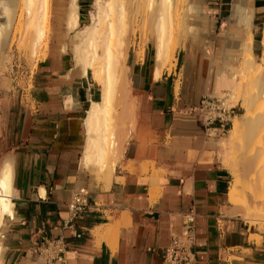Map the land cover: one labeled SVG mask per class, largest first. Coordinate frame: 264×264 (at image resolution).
Wrapping results in <instances>:
<instances>
[{
    "label": "crops",
    "instance_id": "1",
    "mask_svg": "<svg viewBox=\"0 0 264 264\" xmlns=\"http://www.w3.org/2000/svg\"><path fill=\"white\" fill-rule=\"evenodd\" d=\"M77 1L81 16L88 0ZM192 2L203 23L210 15L218 26L206 43L195 41L199 65L193 68L207 58V77L198 85L190 70L184 75L192 42L159 78L147 51L142 58L126 55L135 122H125L135 129L107 173L83 163L85 118L102 93L91 71L83 74L68 57L50 56L24 79L15 61L6 68L5 60L0 164L6 158L12 163L15 193L13 217H4L0 235V264H46L37 249L43 239L56 237L65 242L67 264H162L163 248L181 234L188 212L195 216L194 264H264V225L248 224L228 198L232 173L224 144L231 125L225 133L216 124L217 133L209 135L195 112L201 95H211L215 77L239 64L248 33L254 58L264 57V0ZM80 189L89 206L73 228L63 227L67 203Z\"/></svg>",
    "mask_w": 264,
    "mask_h": 264
},
{
    "label": "bare ground",
    "instance_id": "2",
    "mask_svg": "<svg viewBox=\"0 0 264 264\" xmlns=\"http://www.w3.org/2000/svg\"><path fill=\"white\" fill-rule=\"evenodd\" d=\"M198 7L191 0H93L88 22L81 26L77 0H0V68L9 57L7 47L19 25L17 41L33 68L36 69V58L43 49L44 58L69 56L72 66L83 74L91 71L102 93L99 101L91 103L85 118L87 142L83 163L107 173L121 154L119 142L121 135L126 136V123L133 126L135 122V100L130 94L125 64L134 27L142 34L143 43H153L155 78H159L175 61L177 39L183 43L186 35L192 36L195 28L189 18L199 11ZM240 11L242 14L245 10ZM249 16L252 13L242 17L244 25L251 24ZM262 36L264 46V27ZM251 42L252 35L248 33L247 40L242 42L239 65H229L228 71L215 77L211 95L227 107L239 105L243 109L232 117L224 144L225 163L232 173L228 198L244 219L262 225L264 170L258 162L261 143L257 140L259 132L264 133V112L255 111V105L259 101L264 104V57L260 61L254 58ZM13 177L12 163L6 158L0 164V235L5 228L4 217L14 214ZM258 191L263 196L255 199ZM254 202L260 206L257 203L255 207Z\"/></svg>",
    "mask_w": 264,
    "mask_h": 264
},
{
    "label": "built area",
    "instance_id": "3",
    "mask_svg": "<svg viewBox=\"0 0 264 264\" xmlns=\"http://www.w3.org/2000/svg\"><path fill=\"white\" fill-rule=\"evenodd\" d=\"M195 112L209 135L217 133L214 126L219 125L222 132L227 131L232 123L234 107H227L220 98L203 93ZM89 206L88 193L80 189L67 203V217L62 221L63 227L73 228L74 222L82 216ZM196 243L195 216L191 212L184 215L180 235H174L163 248L162 264H194V245ZM65 242L61 237L45 238L37 251L45 257L46 264H67Z\"/></svg>",
    "mask_w": 264,
    "mask_h": 264
},
{
    "label": "rangeland",
    "instance_id": "4",
    "mask_svg": "<svg viewBox=\"0 0 264 264\" xmlns=\"http://www.w3.org/2000/svg\"><path fill=\"white\" fill-rule=\"evenodd\" d=\"M85 1H87V0H83V2H85ZM92 1L93 0H88L86 7L85 8L83 7V11H85V13L83 15H81V16L79 15L80 16V24H81V26L88 22V19H89L88 13H89V10L92 8ZM80 4H82V1L81 0H80ZM198 12L195 13L196 15L193 14L189 18V22L191 24H193V26L196 29L195 30L196 31L195 34L193 36L186 35L184 37L183 43L180 42V39H177L176 38L178 40V42H179L180 45L177 44V46H176V49L177 50H175V56H176V58L178 57V55L181 57L182 53L184 51H187L188 50L187 49V46L189 47V44L191 42L193 43V45L195 47L194 50L193 51H189V52L187 51L188 52V55H189V57H188L189 58L188 59V64H187V59H186V64L188 65V69H187L186 64L183 66V69H184V75H185V72H187L186 70H190L191 73L188 71L189 72L188 73V76L190 74L191 81L192 82L195 81L196 84L199 85V84H202V82L204 80V77H207L206 75L208 73V70H206V69L208 67V62H207V58H204L203 61L201 62V68L200 69H197L196 70V68H193L194 65H197V66L199 65V62L198 61H195V58H194L195 57L194 55L197 52V47H196L195 41H199L200 43H206L208 41V39L214 37L215 33L218 32L217 31V27L218 26L217 27L215 26L214 20H213V18L210 15H207L208 18L203 23L201 21V18L197 14ZM134 28H135V31H134L135 33H133L130 36V38H129L130 47H129L127 56H128L129 53L134 52L137 57L142 58L144 56L145 51H147V54H148L149 57L154 56L153 43H151L150 41L147 42V43H143L142 42L143 36H141L142 34L140 33L138 27H134ZM19 31H20V27H19V25H16V27H15V29L13 31V35H12L13 38H12L11 44L7 47L8 54L9 53L10 54H9V57H8V59L6 61L7 62L6 63V68H7V64L10 63V61L12 62L13 65H14V61H15L16 67L19 69L20 72H23V75H24L23 77L25 79L26 72L27 71L28 72H31L34 69L33 68L34 66H32V64H30V62H28L29 60H28L26 51L22 50L19 47V44H18V41H17V36L19 34ZM173 40L175 41V39H173ZM70 45H71V43H70ZM43 52H44L43 49H41L39 51L38 56L36 58L37 61L40 60V59H44ZM68 58L71 61V58L69 56H68ZM175 62H176V60L175 61H172V63H170L171 69H172V67L175 66ZM170 70H168V71H170ZM177 83L179 84V81H176V84ZM24 86H25V88L30 87V82H24ZM204 93H207V92H204ZM207 94H209V93H207ZM255 108H256L255 111H257V110L258 111H261V109H262V111L264 112V109H263L264 108L263 101L257 102L256 105H255ZM242 111L243 110L239 106H235L234 107L233 116L235 114L241 113ZM134 129H135V127H130V126L128 127L127 126L126 136L124 137L123 136L124 134L121 135V140L124 141L126 139V137L128 136V131L129 130L131 131V130H134ZM261 130H264V128L261 129ZM225 133H227V131H225ZM117 141L119 142V140H117ZM122 141H120L119 143H121ZM257 141L259 143H261L260 144V147L258 148L257 155H258V162L261 165V169L263 171L264 170V133L262 131L259 132V134H258V140ZM258 192H256L257 195H256L255 199L258 198V197H262L263 196L262 191H260L259 193ZM259 201H261V199ZM257 203L258 202H256L254 204V206ZM259 204L260 203L257 204L258 207L260 206ZM244 220H246L248 224H250V225L251 224L252 225H256V226H258L260 228L264 225V223H261L262 225H260V223L259 224L258 223L255 224V223H250L247 219H244Z\"/></svg>",
    "mask_w": 264,
    "mask_h": 264
},
{
    "label": "trees",
    "instance_id": "5",
    "mask_svg": "<svg viewBox=\"0 0 264 264\" xmlns=\"http://www.w3.org/2000/svg\"><path fill=\"white\" fill-rule=\"evenodd\" d=\"M80 12L82 13L81 15L85 13V11H83V8L80 9Z\"/></svg>",
    "mask_w": 264,
    "mask_h": 264
}]
</instances>
